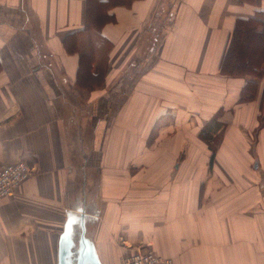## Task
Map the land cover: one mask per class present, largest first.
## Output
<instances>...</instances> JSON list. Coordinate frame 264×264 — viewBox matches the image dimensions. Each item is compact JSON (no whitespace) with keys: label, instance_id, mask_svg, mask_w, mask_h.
I'll return each mask as SVG.
<instances>
[{"label":"crops","instance_id":"1","mask_svg":"<svg viewBox=\"0 0 264 264\" xmlns=\"http://www.w3.org/2000/svg\"><path fill=\"white\" fill-rule=\"evenodd\" d=\"M85 3L0 0V165L33 169L0 200V264H58L72 218L77 255L82 214L101 264L136 247L174 264H264V75L241 102L247 78L219 69L236 20L264 0H134L81 33ZM89 51L104 78L83 87ZM215 116L211 162L200 131Z\"/></svg>","mask_w":264,"mask_h":264},{"label":"trees","instance_id":"2","mask_svg":"<svg viewBox=\"0 0 264 264\" xmlns=\"http://www.w3.org/2000/svg\"><path fill=\"white\" fill-rule=\"evenodd\" d=\"M134 0H86L84 11V27L81 33H88L94 29L100 31L101 26L112 20L107 11L114 6H130ZM137 1V0H136ZM69 51H75V43L70 41L66 44ZM77 72V83L83 87L89 84H100L104 78L102 70L96 75L91 74V66L94 62L92 51L80 55ZM219 69L221 74L229 77L247 78L241 94L240 101L246 102L255 98L258 81L264 75V11L259 10L253 16L237 19L230 33ZM249 78V79H248ZM260 112L264 113V90L261 94ZM165 115L157 119L149 135L148 142L151 144L156 137L157 131L168 122ZM221 123L215 116L207 122L200 131V138L208 144L211 151L210 161L214 159L215 149L219 141L212 145L215 137L221 132ZM219 132V133H218ZM220 138V137H219Z\"/></svg>","mask_w":264,"mask_h":264},{"label":"built area","instance_id":"3","mask_svg":"<svg viewBox=\"0 0 264 264\" xmlns=\"http://www.w3.org/2000/svg\"><path fill=\"white\" fill-rule=\"evenodd\" d=\"M33 169L25 161L0 165V200L15 194L21 183L27 180ZM122 264H174L147 247H138L123 256Z\"/></svg>","mask_w":264,"mask_h":264},{"label":"water","instance_id":"4","mask_svg":"<svg viewBox=\"0 0 264 264\" xmlns=\"http://www.w3.org/2000/svg\"><path fill=\"white\" fill-rule=\"evenodd\" d=\"M78 224H81L82 233L79 242V249L77 255L72 251L74 242L72 239L73 224L76 222L72 218L66 224V228L62 234L59 246V263L58 264H101L98 260L97 254L92 243L85 237V221L84 214L77 219Z\"/></svg>","mask_w":264,"mask_h":264},{"label":"rangeland","instance_id":"5","mask_svg":"<svg viewBox=\"0 0 264 264\" xmlns=\"http://www.w3.org/2000/svg\"><path fill=\"white\" fill-rule=\"evenodd\" d=\"M140 65H141V64H140ZM222 130H223V128H222ZM219 137H220V135L217 136V137H215V141H213L211 144L214 145V143L216 144V142H218V141H219V143H220V140H221V139H220ZM204 142H205V141H204ZM218 145H219V144H218ZM136 248H138V247H136ZM136 248H133L132 251H134Z\"/></svg>","mask_w":264,"mask_h":264}]
</instances>
